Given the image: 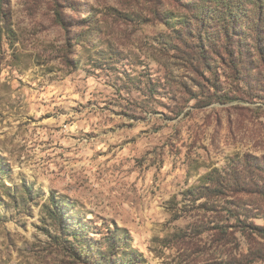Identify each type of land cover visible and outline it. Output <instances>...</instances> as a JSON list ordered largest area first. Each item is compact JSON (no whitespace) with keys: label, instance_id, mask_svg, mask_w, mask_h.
Segmentation results:
<instances>
[{"label":"rangeland","instance_id":"1","mask_svg":"<svg viewBox=\"0 0 264 264\" xmlns=\"http://www.w3.org/2000/svg\"><path fill=\"white\" fill-rule=\"evenodd\" d=\"M182 5L3 0L0 264H84L53 195L85 250L113 231L143 264H264V197L195 196L209 172L264 158V68L247 85L218 60L197 69Z\"/></svg>","mask_w":264,"mask_h":264},{"label":"trees","instance_id":"2","mask_svg":"<svg viewBox=\"0 0 264 264\" xmlns=\"http://www.w3.org/2000/svg\"><path fill=\"white\" fill-rule=\"evenodd\" d=\"M190 13L189 25L184 21L182 35L177 41L185 47L187 39L195 43L184 53L186 59L197 69L211 71L215 60L227 69L234 80L252 84L251 78L258 76L259 68H264V0H173ZM0 0V14H2ZM56 21L65 27L60 11H56ZM92 35H89V37ZM180 51V50H179ZM257 64V66L255 65ZM257 71V72H255ZM204 187L197 190L196 198H222L258 194L264 197V158L254 159L244 156L239 164L226 173L213 170L206 175ZM28 188V187H26ZM47 215L61 232H68L71 241L69 249L74 257L84 264H143L141 255L125 251L126 237L110 231L99 246L84 249V237L79 225L70 217L71 205L54 195L49 200ZM235 215L241 210L235 204ZM231 211V210H229ZM79 236V238L77 237ZM125 244V245H124Z\"/></svg>","mask_w":264,"mask_h":264}]
</instances>
